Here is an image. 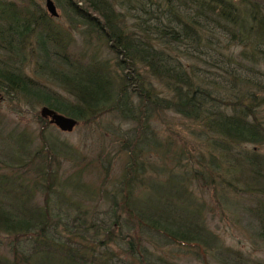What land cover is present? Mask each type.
Instances as JSON below:
<instances>
[{"label": "trees", "instance_id": "16d2710c", "mask_svg": "<svg viewBox=\"0 0 264 264\" xmlns=\"http://www.w3.org/2000/svg\"><path fill=\"white\" fill-rule=\"evenodd\" d=\"M55 1L67 25L37 0H0V91L44 123L41 146L16 125L6 136L11 149L0 152V233L10 247L0 264H178L165 249L172 244L200 246L227 264H264L223 243L208 219L215 206L194 189L223 199L218 211L239 206L264 241V1ZM39 105L78 124L104 115L134 124L121 178L106 189L109 222L80 218L67 191L81 188L82 171L64 177L59 169L77 153ZM168 111L200 127L192 150L175 151L152 129ZM155 148L175 164L158 165L156 180L144 176Z\"/></svg>", "mask_w": 264, "mask_h": 264}, {"label": "rangeland", "instance_id": "374dc122", "mask_svg": "<svg viewBox=\"0 0 264 264\" xmlns=\"http://www.w3.org/2000/svg\"><path fill=\"white\" fill-rule=\"evenodd\" d=\"M37 1L46 7V0ZM57 9L60 15L56 18L63 24H66L67 20L63 16V9L59 5H57ZM71 31L81 41L78 30L71 29ZM237 51L238 49L234 48V52L236 53ZM104 54L108 55V50H105ZM153 83L158 88L164 89L154 79ZM41 107V105L36 107L39 115ZM0 116V152H2L3 148L9 150L10 141L6 138L7 132L12 130L16 125H18V129L25 128L29 132H32L30 136L32 137L33 147L34 145L41 146L39 131L44 123H40L37 117L38 115L34 114L31 105L28 106L24 100L20 102L17 99L4 98L0 101ZM132 127H134V124L131 122H125L120 117L106 115L98 122H83V124H78L75 130L70 133L52 127L54 132H60L58 134L61 138L72 145L77 153V156L70 155V160L61 158L59 169L60 175L64 177L75 174L79 169L82 171L78 177L81 188L75 189L76 192H71V189H69L67 194L78 201L81 207L80 210L82 211L80 218H85L87 222L93 220V218L99 221V225H101L100 223L103 220L108 221L110 203L109 199H107L106 189L112 188L113 184H117V181L121 178L127 161V153L122 150L123 140L126 132ZM151 127L162 141L168 139L173 140L176 143L174 147L175 151L180 150V147L186 146L187 149L191 148L190 150H192L188 141H192V143L195 141V145L198 142L192 133H194L193 131L197 132L200 127L193 121L173 111L166 112L163 119L155 117L151 122ZM249 148H253V146L249 145ZM156 150L157 148L145 155L148 171L146 170L147 172L144 175L155 180L158 178L157 172L160 171V166H157L162 165L164 160L167 167L174 168L175 166L174 162L170 160L171 156L168 155L165 159V155L162 156L163 153L158 154L161 151ZM262 150H264V146ZM183 158L187 157L184 156ZM184 163H186V160L180 162L176 170L180 171ZM156 167L157 169L151 171ZM194 189L198 197L206 200L208 205L215 206L217 211L222 204L223 206L225 205V201L223 199L218 200L217 196L213 194L212 189H205L199 186H196ZM231 197L236 196H233L231 193L229 199ZM45 199L46 196L40 192L37 193L36 200L39 204L43 205ZM53 199H55L54 196ZM242 204L248 206L252 204V201L249 200ZM217 211L216 213L210 212L211 214H208V219L212 230L221 237L223 243L235 250L242 251L245 256H251L264 261V241L257 237L254 230L248 225V215L246 213H240L242 209L239 206L229 209L228 212H223L222 210ZM74 212L76 211L74 210ZM215 214L216 216L214 217ZM122 215H125L124 212ZM8 242L7 236L0 233V251L2 253H10ZM104 247L103 245L101 248ZM120 248L121 246L118 244L111 245V249L115 252L119 251L121 253ZM165 249L168 250L169 254H175V256L170 255V258L178 264H227V262L222 260L218 261V258L213 257L209 253L204 256L201 253L200 246L190 245L188 248H182L179 245L172 244L167 245ZM186 249H189L190 252H185L184 250ZM197 251L201 253V260L199 257H196ZM161 254H165L164 251Z\"/></svg>", "mask_w": 264, "mask_h": 264}, {"label": "water", "instance_id": "95a60500", "mask_svg": "<svg viewBox=\"0 0 264 264\" xmlns=\"http://www.w3.org/2000/svg\"><path fill=\"white\" fill-rule=\"evenodd\" d=\"M46 8L53 17H59L60 14L54 0H46ZM1 100H3V95L0 91V101ZM40 116L48 118L51 124L55 125L63 132H73L78 125V120L76 118L59 113L48 106L41 107Z\"/></svg>", "mask_w": 264, "mask_h": 264}]
</instances>
